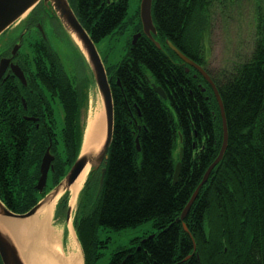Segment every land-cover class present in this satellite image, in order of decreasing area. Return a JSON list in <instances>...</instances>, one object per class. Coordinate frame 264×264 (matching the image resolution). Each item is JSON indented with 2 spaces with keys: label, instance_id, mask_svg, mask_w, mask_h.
<instances>
[{
  "label": "trees",
  "instance_id": "1",
  "mask_svg": "<svg viewBox=\"0 0 264 264\" xmlns=\"http://www.w3.org/2000/svg\"><path fill=\"white\" fill-rule=\"evenodd\" d=\"M212 1L152 0L153 38L160 48L141 34L134 45L128 43L119 62L106 69L113 101L108 156L89 173L72 221L83 264H95L98 249L106 245L98 228L118 230L148 220L155 232L117 248L106 264H264V6L256 13L248 56L213 71L204 57ZM69 2L94 43L126 23L128 0ZM134 29L141 30L138 10ZM166 41L206 70L220 96L227 130L221 160L177 221L218 154L222 120L209 83L193 68L185 71L186 64ZM36 45H31L30 57L23 54V41L18 51L29 73V89L43 97L51 93L50 103L58 102L63 125L57 130L52 107L31 113L39 117L38 127L21 117L30 112L22 110L18 98L10 100L13 113L0 108V200L15 213L29 210L59 182L82 141L80 92L48 40L39 38ZM152 82L166 98L155 93ZM7 86L1 90L4 104L16 93L15 82ZM47 146L54 156L47 175L51 186L46 184L39 193L35 184ZM176 148L182 149V156L173 183ZM102 168L103 184L96 194ZM67 203L65 192L57 213L59 207L65 213Z\"/></svg>",
  "mask_w": 264,
  "mask_h": 264
},
{
  "label": "rangeland",
  "instance_id": "2",
  "mask_svg": "<svg viewBox=\"0 0 264 264\" xmlns=\"http://www.w3.org/2000/svg\"><path fill=\"white\" fill-rule=\"evenodd\" d=\"M139 4L140 0H128L124 18V22L126 23L116 29L112 34L95 43V47L106 69L119 62L124 56L126 47L131 41L133 34L137 32L134 29V25L136 24V10H138ZM263 6L264 0L212 1L211 29L204 40L205 65L210 70L218 71L219 69L229 68L232 63L241 61L248 56V53L253 47L256 13L259 9H262ZM26 16L17 23H14L9 30L7 29L3 35L0 36V53L4 52L5 48L8 47L13 33L22 30V26L27 19ZM45 34L49 44L56 52L70 83L77 89L78 94L80 92V99L82 102L80 119L83 140L85 130L89 125V101L91 99L95 101L97 95L91 69L83 54L79 51L62 24L58 21V18L54 17V25L52 27H47ZM35 40L36 38H34V36L24 35L23 54L27 55V57H30L32 54L30 49L31 45L37 46V40ZM43 98L45 111L47 110L46 107L53 108L56 128L58 130L63 125L62 111L59 104L57 101L50 103L51 93L46 92ZM177 151H179V148L175 149L174 155H176ZM46 184L47 186H51L49 180H47ZM52 187L53 186L48 188L46 192L48 193ZM79 202L80 198L78 195L71 214L73 217L74 214L78 212ZM59 209L60 214L57 213L56 209L54 210L50 223L52 226L58 227L61 239V230L64 227V210H62V207H59ZM69 222H71V220H69ZM155 230L156 228L153 226L151 220L143 222L135 227H125L118 230L109 227L98 228V237L100 240L105 241L106 245L98 249L100 256L95 264H106L112 252L117 248L128 246L132 239L140 238L143 235L149 236L151 233L155 232ZM63 233L64 238L62 237L61 239L63 240V245L59 246L60 249L64 248L65 253L67 249L64 242L69 240V235L65 233L64 229Z\"/></svg>",
  "mask_w": 264,
  "mask_h": 264
},
{
  "label": "water",
  "instance_id": "3",
  "mask_svg": "<svg viewBox=\"0 0 264 264\" xmlns=\"http://www.w3.org/2000/svg\"><path fill=\"white\" fill-rule=\"evenodd\" d=\"M42 3L43 9H48L51 13L58 18V21L62 24L67 34L71 37L72 41L75 43L79 51L83 54L86 59L93 76V80L97 91L101 97L102 101V118L99 122V134L97 136L99 142V147L97 149L90 148L86 152L82 153V146L80 152L75 159L74 163L64 176V178L39 202L32 206L28 211L24 213H14L10 211L1 201H0V218H6L9 222L19 221L33 216L38 209L47 202V200L52 199L58 192L60 187L63 188L60 196L67 191V187L76 179L83 168L89 164L90 170L98 169L101 164L106 163L108 148L112 138L113 130V101L111 95V89L108 82L107 74L100 58V55L95 47L93 40L88 35L87 31L83 28L79 20L77 19L70 3L68 0H0V36L14 23L20 20L23 16L29 13L38 3ZM151 6L152 0H140L139 4V18L141 22L142 32L155 44L157 48L160 45L152 37L155 34V27L151 16ZM141 32H137L133 35L131 43L134 44L137 37ZM76 37L77 41L74 39ZM167 45L177 54V56L185 62L187 65L196 69L203 78L209 83L217 100L220 116L222 120V144L216 158L207 167L205 173L203 174L202 180L198 184L197 188L194 190L191 198L184 207L181 215L177 220H182L187 214L189 207L194 200L199 187L206 181L212 168L221 160L227 143V130L225 123V116L223 111L222 102L218 94L217 88L214 82L211 80L208 73L197 63L192 61L183 55L176 47H174L169 41H166ZM19 44L13 46L12 54L16 52ZM10 59L3 57L0 59V75L8 64ZM11 69L14 74L19 78V80L25 84V77L23 71L17 64L10 63ZM187 69V68H186ZM154 91L165 98V93L159 86L152 84ZM23 107L25 108V103L22 100ZM101 117V116H100ZM29 120H35L33 117H25ZM89 125L85 130V134H88ZM84 134V135H85ZM181 140V137H180ZM136 148L139 149L138 141L136 140ZM182 156V150H179L178 158L179 161L175 164L172 182L176 183L179 172H180V159ZM53 155L50 153L49 147L45 149V152L41 158L39 171L40 175L38 177L37 183L35 185L36 189L41 192L46 183L47 172L51 166V161ZM104 177V168L101 170L99 177V184L97 193L100 192ZM70 219V207L68 206L66 212V222L69 223ZM186 231V227L183 226ZM0 257L3 264H27L24 255L20 253L17 243L15 242L12 235L3 230L0 227ZM123 263V262H122ZM121 263V264H122Z\"/></svg>",
  "mask_w": 264,
  "mask_h": 264
},
{
  "label": "bare ground",
  "instance_id": "4",
  "mask_svg": "<svg viewBox=\"0 0 264 264\" xmlns=\"http://www.w3.org/2000/svg\"><path fill=\"white\" fill-rule=\"evenodd\" d=\"M73 37L77 41L75 35ZM102 114V101L97 92L95 101L93 99L89 101V131L83 137L82 153L90 148L97 149L99 147L100 141L97 136L99 134V121L101 120L99 118L103 117ZM89 171L90 165L87 164L67 187L71 207L74 206ZM62 189L60 187L59 192L52 199L47 200L31 217L14 222H9L6 218H0V227L12 235L27 264H82L81 250L72 228L70 227V237L66 245L67 250L63 253L59 246L61 245L60 230L50 223L56 200Z\"/></svg>",
  "mask_w": 264,
  "mask_h": 264
},
{
  "label": "flooded vegetation",
  "instance_id": "5",
  "mask_svg": "<svg viewBox=\"0 0 264 264\" xmlns=\"http://www.w3.org/2000/svg\"><path fill=\"white\" fill-rule=\"evenodd\" d=\"M38 7L39 5L26 16L27 19L25 20L24 25L22 26V30L20 32L13 33L11 42L9 43L10 46L8 45V47L5 48L4 52L0 53V57H6L10 59L8 61L7 66L3 70L2 74L0 75V108L4 107L3 110L5 109V111H7L8 113H13L14 112L13 105H11V101L13 99L12 97H14L15 99L18 98V103L20 102L21 105H22V99H24L25 102L27 98L28 100L30 99L29 100L30 108H28L27 103L25 109L22 107V110L30 112L29 114H26L25 112L21 114V117L26 121L28 120L27 118H25L26 116L34 117L33 114L31 113H46L44 108V98L42 95L39 94V92L37 93L35 91L34 93H32V90L29 89L27 81L25 84H23L19 80V78L12 71L10 63L18 64L19 67L25 72V74L29 75L28 71L21 64V58H20L21 56L19 57V53H18L20 47L14 54H12L13 46L16 45L17 43L19 45L22 44L24 35L34 36L36 40H39V38L45 41L48 40L45 34V30L47 29V27H52L54 25L55 15L46 8L42 9ZM14 82H15L16 93L15 95L12 96L7 95L8 99L5 101L4 104L3 97L5 95L2 96L1 90L7 89L8 87L7 85L9 83H14ZM16 112L18 111L16 110ZM35 118L36 120H28V121L35 122V126L38 127L39 117L36 116ZM0 264H3L1 258H0Z\"/></svg>",
  "mask_w": 264,
  "mask_h": 264
},
{
  "label": "crops",
  "instance_id": "6",
  "mask_svg": "<svg viewBox=\"0 0 264 264\" xmlns=\"http://www.w3.org/2000/svg\"><path fill=\"white\" fill-rule=\"evenodd\" d=\"M70 227L71 226H69V225H67V224H65L64 225V227L62 228V237L64 238V233H63V229H64V231H65V233L67 234V235H69V237H70ZM72 228V227H71ZM73 230V229H72ZM62 237H61V239H62ZM65 240V239H64ZM65 243V246L67 245V240L64 242ZM63 245V240H61V246ZM62 248V247H61ZM62 251H63V253H64V250H63V248H62ZM82 254V253H81ZM82 256V255H81Z\"/></svg>",
  "mask_w": 264,
  "mask_h": 264
}]
</instances>
